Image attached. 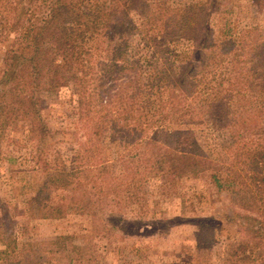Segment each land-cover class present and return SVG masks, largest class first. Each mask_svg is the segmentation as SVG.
Masks as SVG:
<instances>
[{
    "label": "trees",
    "instance_id": "obj_1",
    "mask_svg": "<svg viewBox=\"0 0 264 264\" xmlns=\"http://www.w3.org/2000/svg\"><path fill=\"white\" fill-rule=\"evenodd\" d=\"M108 2L101 8L92 0H0L4 53L0 136L18 121L30 123L40 164L43 157L55 152L57 144L69 142L68 133L49 127L43 99L74 86L84 124L120 127L127 147L140 151L146 172L140 181L151 175L175 181L192 172H213L218 188L231 194L232 202L242 209L231 213L228 220L242 223L247 239L259 246L264 240V127L259 125L264 116V38L219 45L210 31L219 0L184 7L149 0ZM133 11L143 14L141 25L134 20ZM135 32L154 44L158 38L189 40L197 51L175 75L139 67L130 56ZM235 47L240 53H231ZM207 57L210 59L205 60ZM204 120L220 136L230 128L247 132V136L237 135L227 148L242 147L244 157L216 161L195 140L174 133L173 127ZM164 132L171 142H163ZM92 134L87 142L79 140V194L85 195L86 186L101 180L107 196L118 195L107 184L112 164L104 163L96 170L84 167L83 151ZM136 158L124 160L131 180H135L132 165L136 166ZM74 175L65 167L45 175L36 197L40 219L66 217L68 208L53 203L51 192L70 188L75 184ZM115 182L119 188L126 185L120 177ZM10 219L7 214L0 220H7L4 229ZM205 223L199 221L197 226L202 230ZM5 231H0V264H60V259L49 257L43 261L42 252L56 245L57 255L62 256L65 244L73 239L60 236L51 243H21L15 225ZM249 243L245 240L237 251L248 249ZM36 245L46 247L35 249ZM68 258L71 264L72 256ZM239 258L243 263L249 261Z\"/></svg>",
    "mask_w": 264,
    "mask_h": 264
},
{
    "label": "rangeland",
    "instance_id": "obj_2",
    "mask_svg": "<svg viewBox=\"0 0 264 264\" xmlns=\"http://www.w3.org/2000/svg\"><path fill=\"white\" fill-rule=\"evenodd\" d=\"M92 1L101 8L109 4L108 0ZM149 1L184 7L207 0ZM219 2L220 8L210 19V31L219 45L233 41L238 45L242 40L264 38V0ZM132 15L141 25L143 14L133 11ZM1 19L0 10V22ZM130 42V56L139 67L172 75L197 51V46L189 40L171 42L158 38L154 44L140 32H135ZM236 51L235 47L231 53ZM3 60L0 31V68ZM43 102L49 127L68 133L69 142L57 144L55 152L37 164V137L30 123L18 121L0 136V220L7 214L11 218L5 229L15 225L21 243H51L60 236L73 238L65 244L62 256L57 255L58 246L49 245L51 250L42 252L43 261L49 257L60 259V264H70V255L71 264H264V240L258 246L247 239L242 223L228 220L231 213L242 209L232 202L231 194L218 188L213 172H192L175 181L151 175L140 181L146 176L142 158L138 156L140 151L127 147L120 127H98L95 122L84 124L74 86L46 96ZM259 125L264 127V116ZM242 128L246 131L247 124ZM173 130L175 134L182 132L195 140L201 150L216 161L226 163L244 157L242 147L227 149L237 135H248L241 129L230 128L220 136L204 120L182 124ZM92 132V141L83 151L84 167L96 170L104 163L112 164L107 184L116 189L118 195L107 196L101 180H95L100 184L86 186L85 195L79 194V140L87 142ZM161 136L164 143L172 141L168 132ZM131 157H137L136 166L132 165L135 180L128 179L124 164V160ZM61 167L74 172L75 184L65 190L52 191L51 201L64 203L67 215L62 219H40L36 210L38 188L46 174ZM116 177L124 179L126 185L119 188L114 183ZM6 221L0 223L1 232H6ZM199 221L206 222L202 230L197 226ZM245 240L250 242L248 249L237 251ZM43 247L46 246L34 248ZM239 256L249 261L243 263Z\"/></svg>",
    "mask_w": 264,
    "mask_h": 264
}]
</instances>
